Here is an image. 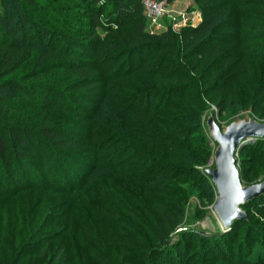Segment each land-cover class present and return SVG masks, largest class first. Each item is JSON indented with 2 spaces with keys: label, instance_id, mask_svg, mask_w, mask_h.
Here are the masks:
<instances>
[{
  "label": "trees",
  "instance_id": "16d2710c",
  "mask_svg": "<svg viewBox=\"0 0 264 264\" xmlns=\"http://www.w3.org/2000/svg\"><path fill=\"white\" fill-rule=\"evenodd\" d=\"M196 1L199 25L149 33L131 19L142 0H0V264H49L42 211L96 248L112 240L107 264L128 244L121 227L143 244L132 264H172L180 245L179 264H264V195L224 233L171 236L190 196L216 195L205 111L264 120V0ZM252 141L237 152L242 182L264 177V138ZM89 215L109 227L84 231ZM69 246L55 264L79 262Z\"/></svg>",
  "mask_w": 264,
  "mask_h": 264
},
{
  "label": "rangeland",
  "instance_id": "374dc122",
  "mask_svg": "<svg viewBox=\"0 0 264 264\" xmlns=\"http://www.w3.org/2000/svg\"><path fill=\"white\" fill-rule=\"evenodd\" d=\"M107 1V0H102ZM111 1V0H110ZM161 1V0H157ZM164 1V13L156 20L152 21L145 17L143 14V11H141V8L139 12L132 16L131 19H133V22H139L144 27V30L149 33H159L166 30H171L172 32L179 33L181 29L185 27H196L201 23L202 20V11H201V3L197 2L196 0H172L171 2ZM111 3V2H110ZM142 4V3H141ZM110 4L107 6H104V12L103 17H106L108 15V10L110 9ZM143 9V7H142ZM110 15V14H109ZM63 16V15H62ZM69 16V14H67ZM104 20V19H103ZM128 30L131 29V27L127 28ZM103 36V35H100ZM252 71L255 72V66H253ZM59 73H54V75H58ZM209 117H212L215 123L219 126V128L223 131L232 122H237L240 120L248 121L249 119H254L258 122H264V120L256 119L254 116H251V114L246 112H241L237 117H229L228 119L222 120L215 107L210 106L204 114V126L207 130V120ZM208 132V130H207ZM209 134V133H208ZM210 136V135H209ZM211 138V137H210ZM257 139V138H255ZM253 139H249L246 141L247 143H252ZM212 144L216 147V143L212 141ZM244 144V145H245ZM243 145V146H244ZM236 159L238 155L236 154ZM213 162L209 163L206 168H211ZM236 166L238 168V171L240 169V165L236 163ZM72 169V168H71ZM44 173V170L43 172ZM69 174V172H68ZM240 178V177H239ZM264 180V177H260L255 182H247V181H241L242 185H253L257 184L260 181ZM46 193L45 196H42V198H51L47 196ZM216 195L212 198V200L207 199H201L197 197L196 195H192L188 198V201L186 202V206L183 210L180 223H178L175 231L171 234L172 238H175L176 233L181 232H196L204 235H218L219 233H224L227 231L220 221L217 219L216 214L213 210V206L216 202ZM15 202L13 203L14 208L18 209L19 207L22 208L25 203L28 201H19L16 198L14 199ZM36 201V198L32 200V202ZM257 216L259 217L260 214L264 213V210L256 211ZM57 214L63 215L62 211H58ZM46 213L43 211L39 213L38 215V221L42 220L44 221L42 223V227L48 229L46 230V234L50 233V241L47 244V247L45 249V255L42 259H40L41 262H48L49 264H55L56 263V255H57V248L60 244H62L67 250H69L68 246L70 248L74 249H80L84 251V254L81 259H77L75 261H79L80 264H107V262L103 259L105 257L102 253H105L109 250L111 247V241L110 239H104L102 240L97 246L95 247V243L92 242L93 236H79L75 237L73 234V228L75 226V220H66V216L63 218H60L58 220H53V222L50 221V219L45 220L47 217ZM264 216V215H261ZM264 219V218H262ZM81 229L84 231H87L88 233H100L101 231L106 230V226L109 227V225L100 218H96V216L89 215L86 217L85 220L81 219ZM246 220V218L244 219ZM50 221V222H49ZM136 225V223H134ZM131 227V226H129ZM243 230V228L241 229ZM126 231V232H125ZM119 235H121L123 232H125V236H122V239H125V241L128 243L127 245H115L114 244V255H115V263L111 262V264H132L134 259H139L143 257V252H140L137 249V246L135 245H143L141 244L140 240L136 239V234L132 233L130 231V228L124 229L123 227L119 228L117 231ZM138 238V237H137ZM85 239V240H83ZM188 239L184 238L183 243L187 242ZM92 242L93 244H91ZM228 242H226L227 244ZM69 244V245H68ZM258 245V244H256ZM184 245L177 246L176 254L173 255V262L172 264H179L180 259L185 260L184 254L185 249ZM124 252H132L133 257L127 259V255ZM252 252H255V247L253 248ZM172 255V254H171ZM245 253L243 254V256ZM132 256V255H131ZM242 256V257H243ZM59 261L61 260H67L66 257L60 256L58 258ZM107 260V259H106ZM79 262H76L75 264H79ZM226 261L222 260H215L213 264H225ZM43 264V263H39Z\"/></svg>",
  "mask_w": 264,
  "mask_h": 264
},
{
  "label": "water",
  "instance_id": "95a60500",
  "mask_svg": "<svg viewBox=\"0 0 264 264\" xmlns=\"http://www.w3.org/2000/svg\"><path fill=\"white\" fill-rule=\"evenodd\" d=\"M207 130L216 147L213 167L206 168L205 173L216 191L213 210L222 226L227 229L235 220L246 218L242 205L264 195V180L253 185H242L235 157L249 139L264 138V122L240 120L230 123L222 131L213 118L209 117Z\"/></svg>",
  "mask_w": 264,
  "mask_h": 264
},
{
  "label": "built area",
  "instance_id": "2783aa9c",
  "mask_svg": "<svg viewBox=\"0 0 264 264\" xmlns=\"http://www.w3.org/2000/svg\"><path fill=\"white\" fill-rule=\"evenodd\" d=\"M143 14L152 21H156L164 13V1L142 0Z\"/></svg>",
  "mask_w": 264,
  "mask_h": 264
}]
</instances>
